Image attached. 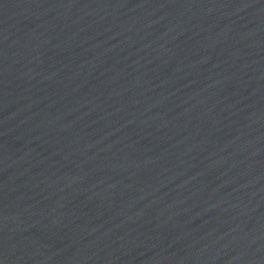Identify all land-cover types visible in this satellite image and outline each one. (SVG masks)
<instances>
[{"label": "water", "instance_id": "water-1", "mask_svg": "<svg viewBox=\"0 0 264 264\" xmlns=\"http://www.w3.org/2000/svg\"><path fill=\"white\" fill-rule=\"evenodd\" d=\"M0 264H264V0H0Z\"/></svg>", "mask_w": 264, "mask_h": 264}]
</instances>
